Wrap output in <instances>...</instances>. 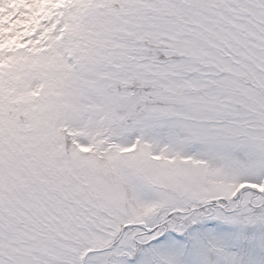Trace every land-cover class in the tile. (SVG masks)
Returning <instances> with one entry per match:
<instances>
[{
	"label": "snow or ice",
	"instance_id": "obj_1",
	"mask_svg": "<svg viewBox=\"0 0 264 264\" xmlns=\"http://www.w3.org/2000/svg\"><path fill=\"white\" fill-rule=\"evenodd\" d=\"M0 264H264V0H0Z\"/></svg>",
	"mask_w": 264,
	"mask_h": 264
}]
</instances>
